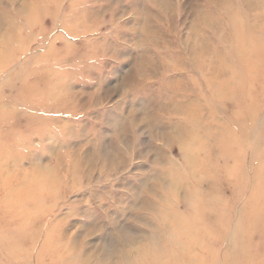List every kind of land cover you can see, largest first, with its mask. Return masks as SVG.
<instances>
[{
  "label": "rangeland",
  "instance_id": "rangeland-1",
  "mask_svg": "<svg viewBox=\"0 0 264 264\" xmlns=\"http://www.w3.org/2000/svg\"><path fill=\"white\" fill-rule=\"evenodd\" d=\"M0 142L54 168L62 264H264V0H0Z\"/></svg>",
  "mask_w": 264,
  "mask_h": 264
},
{
  "label": "bare ground",
  "instance_id": "bare-ground-1",
  "mask_svg": "<svg viewBox=\"0 0 264 264\" xmlns=\"http://www.w3.org/2000/svg\"><path fill=\"white\" fill-rule=\"evenodd\" d=\"M196 138L188 137V139L185 140V143H187L186 145H189L190 143L189 145L190 152H188V154L190 153V156L187 155L189 165H192L193 163L202 162L201 160L198 159L201 155V152H199L200 150L199 142H196V145L193 146V142ZM19 141H20L19 146L22 147L25 146L26 144H31L33 140L27 138L26 140L21 139ZM206 144L208 145L209 142L206 141ZM1 147H2V143L0 142V213H1L0 216H1V220L3 221L2 226H5L0 229V240L6 241V240L18 239L19 237H22L23 239L27 238V241L33 243L34 245V242H36L35 237L37 236V234L40 236L42 232H45L46 241L49 243V245L48 244L47 245L50 246L48 247L49 250L48 253L52 255L49 256L50 264H62L61 259L59 257L60 254L56 253L57 251H55L60 248V245L58 244L59 242H55L53 240V231L59 230V227L63 223V218L62 219L60 218L61 220L57 221V217L55 214L56 212L53 211L54 205L50 200V198H52L54 195L52 191V187L54 185V181H53V176L55 173L54 168H51V166L48 165L45 167L46 171H42V172H40L39 170L37 171L35 170L34 172L30 171V169L25 170L22 167V161L24 159L19 158L18 162L15 163L16 166H14L15 164L11 163L15 167V172L12 175L6 174V171L10 170L11 165L9 162L6 165H4L1 162L2 159L5 158L4 153H2L3 151L1 150ZM19 149L21 148H18V150ZM14 150H16V148H14ZM14 150L12 151L10 150L11 152L9 153L6 152L8 155L7 154L5 155L7 156L8 159L11 158L12 161L14 160L13 158H15ZM21 150H23V148ZM197 153L200 154L199 157ZM15 160L17 161V159ZM71 169L74 170L75 168H71ZM195 169L194 171H196ZM197 200H198V204L195 207H193L194 211L196 213L198 212V214L200 213V211L201 212L206 211L207 203L204 200V196L198 195ZM161 211H159V213ZM166 219L163 220L164 223L165 224L170 223V222L166 223ZM27 226H31L30 229H27ZM75 251L76 250L74 249V252ZM153 257L155 259V262L153 264H162L161 260L158 258L157 255H154Z\"/></svg>",
  "mask_w": 264,
  "mask_h": 264
}]
</instances>
